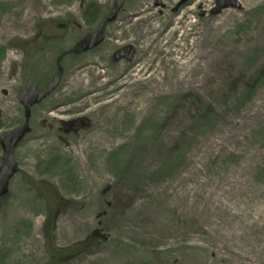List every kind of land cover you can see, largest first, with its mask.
<instances>
[{
	"label": "rangeland",
	"instance_id": "1",
	"mask_svg": "<svg viewBox=\"0 0 264 264\" xmlns=\"http://www.w3.org/2000/svg\"><path fill=\"white\" fill-rule=\"evenodd\" d=\"M179 1L0 0V264H264V0Z\"/></svg>",
	"mask_w": 264,
	"mask_h": 264
},
{
	"label": "water",
	"instance_id": "2",
	"mask_svg": "<svg viewBox=\"0 0 264 264\" xmlns=\"http://www.w3.org/2000/svg\"><path fill=\"white\" fill-rule=\"evenodd\" d=\"M125 0H113L112 8L109 14L101 19L97 28L93 32L86 33L78 41L76 46L70 49V53H80L89 49H92L99 45L104 39L105 26L116 19V16L121 9ZM187 0H180L178 6L186 3ZM215 7L212 13L216 14L220 10L227 7L239 8L240 4L238 0H215ZM128 51V52H127ZM130 51V52H129ZM126 54L128 58L131 57L132 48L129 46L121 48L117 55ZM65 55V52L61 53L56 62L59 63L60 59ZM62 68L59 67L58 73L52 78V81L48 82L44 89L39 90L37 85L31 79L26 81L24 89L20 95V103L24 108V122L16 127L15 129H10L4 132L0 136V145L3 150V155L0 163V198L8 194V184L9 180L18 171V164L13 158V150L19 141L30 131L29 117L31 107L42 101L48 95H50L53 90L58 86L61 75Z\"/></svg>",
	"mask_w": 264,
	"mask_h": 264
},
{
	"label": "trees",
	"instance_id": "3",
	"mask_svg": "<svg viewBox=\"0 0 264 264\" xmlns=\"http://www.w3.org/2000/svg\"><path fill=\"white\" fill-rule=\"evenodd\" d=\"M95 12V10H94V8H91V11H90V14H92V13H94ZM83 249H86L85 247H83ZM82 249V250H83ZM82 250H78V251H75V253H80ZM84 251V250H83Z\"/></svg>",
	"mask_w": 264,
	"mask_h": 264
},
{
	"label": "bare ground",
	"instance_id": "4",
	"mask_svg": "<svg viewBox=\"0 0 264 264\" xmlns=\"http://www.w3.org/2000/svg\"><path fill=\"white\" fill-rule=\"evenodd\" d=\"M189 60H191V58H189ZM186 62H187V61H186ZM186 62H185V63H186Z\"/></svg>",
	"mask_w": 264,
	"mask_h": 264
},
{
	"label": "flooded vegetation",
	"instance_id": "5",
	"mask_svg": "<svg viewBox=\"0 0 264 264\" xmlns=\"http://www.w3.org/2000/svg\"><path fill=\"white\" fill-rule=\"evenodd\" d=\"M124 55V54H123Z\"/></svg>",
	"mask_w": 264,
	"mask_h": 264
}]
</instances>
